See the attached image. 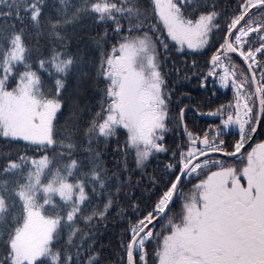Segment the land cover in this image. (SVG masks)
<instances>
[{
    "label": "snow or ice",
    "instance_id": "obj_1",
    "mask_svg": "<svg viewBox=\"0 0 264 264\" xmlns=\"http://www.w3.org/2000/svg\"><path fill=\"white\" fill-rule=\"evenodd\" d=\"M0 264H264V0H0Z\"/></svg>",
    "mask_w": 264,
    "mask_h": 264
}]
</instances>
